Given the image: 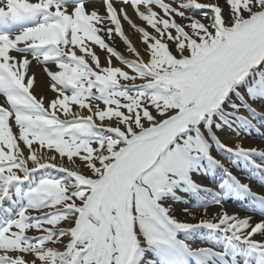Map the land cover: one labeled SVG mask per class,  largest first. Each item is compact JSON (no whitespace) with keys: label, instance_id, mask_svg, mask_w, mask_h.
I'll use <instances>...</instances> for the list:
<instances>
[{"label":"snow or ice","instance_id":"obj_1","mask_svg":"<svg viewBox=\"0 0 264 264\" xmlns=\"http://www.w3.org/2000/svg\"><path fill=\"white\" fill-rule=\"evenodd\" d=\"M262 109L264 0H0V264H264Z\"/></svg>","mask_w":264,"mask_h":264},{"label":"bare ground","instance_id":"obj_2","mask_svg":"<svg viewBox=\"0 0 264 264\" xmlns=\"http://www.w3.org/2000/svg\"><path fill=\"white\" fill-rule=\"evenodd\" d=\"M211 1L212 2H215L214 0H211ZM99 6L101 7V10L103 11L102 4L99 5ZM128 14H129V16L132 19H134V20L137 19V16L135 15V13L133 12V10L131 8L128 9ZM130 40H131V42H132V44L134 46V40H132V39H130ZM97 53L99 55H101L100 52L97 51ZM33 71L35 72L36 77H37L36 83L34 85V92H35V94L39 95L40 93L43 92L47 97L53 96V93L51 92L50 88L48 87L49 78L47 77L46 73L43 71V68L37 66V67H34ZM83 115H84V113H83ZM258 121H259V119L255 120L254 121V124H257ZM260 135L261 134H258L257 132L252 133V131H251L250 134H245L243 131H241L239 135H237L236 133H232L230 136L225 137V140L230 145H232L233 147H235L236 143L239 142L244 147H247V148L258 147V148L264 149V141H263L264 138H262V136H260ZM228 156H229L228 153H223V154H219L218 153V158L223 159L224 162H227L229 160L228 159ZM257 160H258V158H257ZM258 162H259V160H258ZM227 166L232 167L231 164H229ZM233 171L234 172H237V174L240 175L242 179H245V182H247V177L249 175L247 171H239V170H237L235 168H233ZM207 184H208L209 187L211 186L210 182L209 183L207 182ZM254 186H255V183H254ZM234 203L237 204V202H234ZM226 207L230 211L231 210H237L238 209V206L236 207V206H234L230 202L226 205ZM200 211H202V210H200ZM178 216H179L180 219H187L189 222H193V223L196 222V221H192L189 217H186L185 215H182L181 212H179Z\"/></svg>","mask_w":264,"mask_h":264},{"label":"rangeland","instance_id":"obj_3","mask_svg":"<svg viewBox=\"0 0 264 264\" xmlns=\"http://www.w3.org/2000/svg\"><path fill=\"white\" fill-rule=\"evenodd\" d=\"M215 1V0H214ZM200 2H212L211 0H200ZM221 2H223V0H221ZM196 18H201V14L200 12H196L194 13ZM134 21V23L137 25V26H140V27H146V24L145 22H143L142 20H140L138 17L136 20L132 19ZM177 22L179 23H187L186 21L184 20H181L179 17H177ZM124 30H125V33L126 35H128L129 39H132L134 40V46L141 52V55L144 54V45L141 43V39H142V34H140L139 32H137L135 29H133L131 27V25H129L127 22L124 23ZM150 32L152 31L150 28L148 29ZM113 44V46L118 50L120 51L126 58L128 59H135V56L132 55L128 50H127V46L126 44L122 41V39L118 36V35H115L114 36V41L110 42ZM96 50L98 52H100V57H101V62L102 64L105 63V56L107 55L106 52H103L101 51L98 47L96 48ZM113 65L114 66H120V67H124L122 64H120V62L118 60H116L115 58H113ZM125 70H128V69H125ZM254 107H257L259 108V104H254L253 105ZM264 110V109H262ZM84 113V115H87V111H83L82 114ZM245 115H247V113H245ZM223 139V142L226 143L229 147H233L232 145H230L226 140L225 138H222ZM234 140V139H233ZM227 161V160H226ZM226 165H229L230 162L227 161L225 162ZM209 182V181H206V183ZM171 203V201H170ZM192 203H195V201H192ZM186 205H183V204H180V203H177L174 205V207L178 210L177 211V215L179 214V210L183 207H185ZM196 211L199 213L200 212V209H196Z\"/></svg>","mask_w":264,"mask_h":264}]
</instances>
